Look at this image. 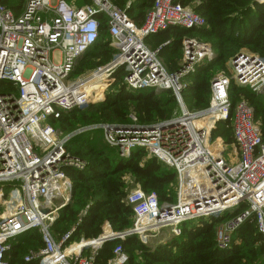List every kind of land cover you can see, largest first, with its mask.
Wrapping results in <instances>:
<instances>
[{"label": "built area", "instance_id": "built-area-1", "mask_svg": "<svg viewBox=\"0 0 264 264\" xmlns=\"http://www.w3.org/2000/svg\"><path fill=\"white\" fill-rule=\"evenodd\" d=\"M0 0V264H9L12 242L38 230L43 247L30 251L25 263L96 264L104 245L132 235L169 229L174 237L183 223L217 216L232 202L247 209L225 224L217 235V248L229 251L233 234L250 218L264 238V137L254 121V110L241 100L234 112L235 151L225 158L222 138L214 139L216 126L229 119L232 83L259 94L264 89V58L239 51L211 82L209 106L190 111L183 99L184 80L203 63L212 62V47L195 38L182 42L183 58L176 72H169L146 40L172 27L198 29L206 20L174 0H154L139 26L128 14L137 3L121 8L113 0H24L16 16ZM82 3V4H80ZM100 16L107 21L110 62L73 76L78 61L98 42ZM169 44V43H168ZM59 54L57 58L55 53ZM123 72L127 91H172L178 110L171 120L154 124L156 129L119 124H94L60 134L53 122L76 109L106 99ZM170 123L173 125L170 126ZM101 130L119 155L128 159L137 148L172 168L179 181L177 203L160 204L155 193L136 186L126 203L135 213L132 228L115 233L109 224L94 239L72 242L74 229L57 242L52 227L68 205L73 184L67 169L84 171L87 162L67 154L72 137ZM122 144L124 147L122 148ZM3 185H8L5 193ZM235 204V203H234ZM237 208V207H235ZM43 210L48 213L44 214ZM128 254L120 244L108 264H127Z\"/></svg>", "mask_w": 264, "mask_h": 264}, {"label": "trees", "instance_id": "trees-1", "mask_svg": "<svg viewBox=\"0 0 264 264\" xmlns=\"http://www.w3.org/2000/svg\"><path fill=\"white\" fill-rule=\"evenodd\" d=\"M125 8L130 0H113ZM24 0H4L3 4L15 8ZM202 16L207 25L198 29L172 27L146 40L152 49H161L160 60L169 72H176L183 58L182 42L195 38L210 44L216 57L210 63L201 64L197 71L186 77L183 99L192 112L209 106L211 82L227 68L228 62L245 49L264 58V0H174ZM154 0H137L129 16L141 26L153 7ZM97 44L78 61L73 76H81L111 61L114 50L110 48V36L104 16ZM169 43V44H168ZM121 72L110 88L106 99L64 114L53 122L60 134H67L94 124L138 125L148 127L171 120L178 110L172 91H127L123 87ZM259 96V95H258ZM249 88L232 83L230 88L231 111L229 119L216 126L212 137L222 138L225 145L234 144L233 118L237 104L246 100L254 110V121L264 137V107ZM101 132L81 133L67 145V154L87 162L84 171L67 169L73 188L68 205L60 211L52 227L57 242L74 229L72 242L94 239L103 234L109 224L115 233L129 230L135 213L126 203L129 191L140 187L145 193H155L160 204H174L177 200L178 180L176 172L149 154L146 148H137L128 159L119 156L118 149L97 139ZM247 205L225 211L217 216L196 219L182 224L179 237H172L155 249L144 244L138 235L126 240L107 242L96 264H108L113 250L122 245L129 256L127 264H264V238L259 233L254 218H250L232 237L229 251L217 248V235L224 226L247 209ZM43 247L42 237L33 231L13 242L7 256L9 264L25 263L30 251Z\"/></svg>", "mask_w": 264, "mask_h": 264}, {"label": "rangeland", "instance_id": "rangeland-1", "mask_svg": "<svg viewBox=\"0 0 264 264\" xmlns=\"http://www.w3.org/2000/svg\"><path fill=\"white\" fill-rule=\"evenodd\" d=\"M80 4H82V3H80ZM24 5L25 4H21V5H19V6H17V7H15V8H9V7H7V8H9V9H11V10H13V12L15 13V15L16 16H18L20 13H21V11L24 9ZM59 56V54H58V52L57 53H55V55H54V57L55 58H57ZM164 63L166 64V65H168L167 63H168V61L166 62V60L164 61ZM225 71L226 72H224V73H226V74H228V75H230V73H229V71L227 70V68L225 69ZM116 82V81H115ZM259 95V96H258ZM257 96L258 97H261V98H257V99H259V101L261 102V104H262V106L264 107V89H263V91L261 92V93H259V94H257ZM136 127H138V125H136ZM79 129V128H78ZM74 132V131H73ZM95 132H101V134L102 135H99L98 137H97V139L99 140V141H101L103 144H105V145H108V146H110V147H114V146H112L111 144H109L108 143V141L106 140V138H105V135H104V133L101 131V130H99V131H95ZM70 133H72V132H70ZM92 133H94V132H92ZM233 135V134H232ZM215 139H217V138H215ZM114 148H117V147H114ZM118 149V148H117ZM119 150V149H118ZM225 158H226V160H230L231 159V156L233 155V152L236 150L235 149V146L232 144L231 146H229V145H225ZM118 153H119V151H118ZM120 156V155H119ZM172 169V168H171ZM173 170V169H172ZM176 176H177V174H176ZM177 180H178V178H177ZM2 187H4L5 188V193H9V191L11 190V189H9V186L8 185H3ZM136 187V186H135ZM135 187H133V189L135 188ZM178 188H179V181H178ZM177 188V189H178ZM149 194V193H148ZM70 201V200H69ZM69 203V202H68ZM177 203V200H176V202L174 203V204H176ZM174 204H170V205H174ZM191 221H193V220H191ZM134 222H135V220H134ZM133 225H134V223H133ZM133 225H132V227H133ZM225 225V224H224ZM131 227V228H132ZM223 228V225L222 226H220L219 227V230H218V232H220V230ZM33 231H38V230H32V231H30V232H28V233H26V234H29V233H31V232H33ZM39 232V231H38ZM40 233V232H39ZM25 234V235H26ZM24 236V235H23ZM139 238H140V240L144 243V244H146L149 248H151V249H155V248H157L159 245H162L163 243H165L166 241H168L169 239H171L172 237H174L171 233H170V230L169 229H162V230H157V231H154V230H152V231H149L148 233H145V234H143V235H139L138 236ZM55 239V238H54ZM12 248H13V242H12ZM129 257V256H128Z\"/></svg>", "mask_w": 264, "mask_h": 264}, {"label": "water", "instance_id": "water-1", "mask_svg": "<svg viewBox=\"0 0 264 264\" xmlns=\"http://www.w3.org/2000/svg\"><path fill=\"white\" fill-rule=\"evenodd\" d=\"M213 82H216V79L215 80H213ZM171 125H173L172 123H170V126ZM167 127H166V125L165 124H161L160 126H159V129L160 130H164V129H166ZM156 129V127L154 126V124H152V125H150V128L149 129H145V130H149V131H154ZM78 135V134H77ZM76 136V135H75ZM43 213L44 214H47L48 213V211L47 210H43Z\"/></svg>", "mask_w": 264, "mask_h": 264}, {"label": "bare ground", "instance_id": "bare-ground-1", "mask_svg": "<svg viewBox=\"0 0 264 264\" xmlns=\"http://www.w3.org/2000/svg\"><path fill=\"white\" fill-rule=\"evenodd\" d=\"M210 45V44H209ZM211 46V45H210ZM212 47V46H211ZM212 49H213V47H212ZM213 51L215 52V50L213 49ZM165 130V129H164ZM69 133H67V134H63V135H68ZM73 138V137H72ZM71 138V139H72ZM71 139H69V141H68V143L70 142V140ZM68 143H67V145H68ZM121 146H118V148H120ZM124 147V145L122 144V148ZM66 150H67V146H66ZM75 158V157H74ZM233 204H231L230 206H226V207H228V208H235V207H239L240 206V203L239 204H236L237 202H232ZM235 203V204H234Z\"/></svg>", "mask_w": 264, "mask_h": 264}]
</instances>
